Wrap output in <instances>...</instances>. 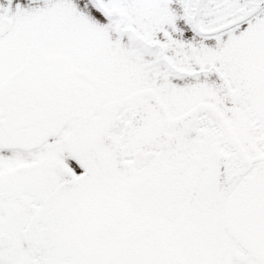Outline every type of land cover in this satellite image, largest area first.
<instances>
[{"label": "snow or ice", "instance_id": "snow-or-ice-1", "mask_svg": "<svg viewBox=\"0 0 264 264\" xmlns=\"http://www.w3.org/2000/svg\"><path fill=\"white\" fill-rule=\"evenodd\" d=\"M0 264H264V0H0Z\"/></svg>", "mask_w": 264, "mask_h": 264}]
</instances>
